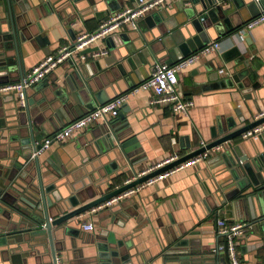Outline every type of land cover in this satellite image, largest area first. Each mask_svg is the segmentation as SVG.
I'll list each match as a JSON object with an SVG mask.
<instances>
[{
	"label": "crops",
	"instance_id": "1",
	"mask_svg": "<svg viewBox=\"0 0 264 264\" xmlns=\"http://www.w3.org/2000/svg\"><path fill=\"white\" fill-rule=\"evenodd\" d=\"M241 1L245 4L255 2L259 8L264 6V0H259L258 3L255 0H216V5L221 8L218 13L220 18L231 17ZM134 3L135 0H125L123 7L132 6ZM184 3L193 5L192 0H184ZM66 5L69 3L63 0H47L44 6L36 4L34 12L26 11L25 22L33 35L39 37L40 42H27L23 47L25 71L59 46L71 43L73 39L69 29L76 37L81 32L93 31L101 20L107 17L97 16L102 10H106V6L96 0H80L77 3L78 8L71 7V10L66 9ZM196 6L201 7L200 4ZM241 13L243 18L250 19L247 10L242 9ZM142 20L138 30L125 27L117 34L125 33L128 41H135L137 45L142 41L149 43L160 51L158 55L161 60H165V63L171 61L163 50L162 43L165 42L162 38L169 42L168 45H174L171 35L177 37L176 32L187 21L178 0H167L163 7L148 11ZM238 20L234 19V22ZM243 24L222 37L212 33L211 41L220 42L219 51L204 56L178 73V91L193 101L187 115L173 112L164 104H151L152 94L139 91L130 95L123 104V119L118 118V115L108 117L109 121H113L115 128L127 127L121 142L132 137L137 140L139 147L130 152V162L136 161L132 170L122 177L113 178L110 187L102 183L115 173L109 172L107 168L105 170L113 160L106 155L109 152L106 150L108 141L101 140V129L105 126L102 119L62 143L52 144L39 154L38 160L46 175L45 183L55 182L60 189L66 190V194L69 190H79L82 198L96 194L99 188L101 194H104L119 186L124 178L134 171L142 170L171 153H177L179 157L184 156L199 148L202 142H210L213 140L211 131L216 132L218 125H224L229 117H233L236 122V126L231 130L252 122L256 114L264 110V22L254 26L241 37L238 29ZM113 35L115 34L107 36L102 42L99 41L100 47L106 48V54L86 55L83 60L75 56V67L70 68L67 62H63L44 77L47 80L43 83L47 81L48 85L55 86L61 83L66 74L74 69L78 70L81 66L82 69L79 70L83 78L99 79L102 82L93 88L94 94L103 89L102 95L109 96L110 100L130 89V81L127 82L121 72L124 67L128 69L125 61L128 56L126 45L121 40L110 39L107 40V46L105 39ZM242 39L251 43L248 46L251 51L249 58L261 81L255 96L243 94L236 85L216 83L229 75L228 69L233 66V60L228 61L223 54L236 43H241L239 41ZM151 72L148 68L142 69L143 80L149 77ZM1 78L3 77H0V80H3ZM10 78L11 81L17 80L18 71H11ZM27 94L31 100L34 96L33 88L28 89ZM37 98L39 96L35 99ZM76 105L81 115L88 111V105ZM46 111L49 112L47 115L54 114L49 108ZM37 112L36 107L31 108L33 116H36ZM68 114V118H57L58 125L55 129L50 127L44 134L49 136L70 120L81 116L74 109ZM240 118L244 121L240 122ZM25 119V111L20 108L14 93L0 95V179L9 172L4 186L0 187V238H6L5 243L0 239V264H53L49 253L46 252L43 236L31 234V225L24 216V213L30 211L26 199H31L30 192L23 187L24 182L29 179L21 176L27 164L20 170L13 168L17 164L16 160L20 158L15 156L14 151L15 147H19V143L16 139L10 141L9 137L17 133ZM181 136H188L191 143L192 140H200V143L192 144L187 149L181 148ZM241 140L239 135L234 142ZM246 141L250 149L253 145L262 150L264 133ZM216 152L217 150L210 152L206 160L177 170L166 178L145 185L138 192L120 199L113 204L114 211H98L90 216L85 213L83 223L92 221L93 230L85 231L82 226L76 225L66 235L65 246L56 243V259L61 264H91L87 259V251L91 242L93 243L101 233L103 225L110 221L107 230L114 233L116 240L124 243L121 247L125 252L124 264H179L177 254L167 253L179 247L188 250L186 255L189 256L191 264H225L226 253L214 250L218 243L224 241L217 233L215 216L225 217L227 223L241 221H238L231 211L225 212L226 203L233 197L228 192L230 180L227 179V173H220L222 161H210V157ZM8 177L11 180H8ZM217 204L219 206H216ZM124 212L134 216L126 219ZM122 219L125 220L123 227L116 223H121ZM250 231L251 228L247 227L246 233L237 240L238 255L248 264L264 263V257L257 255L256 245L259 239L250 235ZM178 240L183 242L182 246H176Z\"/></svg>",
	"mask_w": 264,
	"mask_h": 264
},
{
	"label": "water",
	"instance_id": "2",
	"mask_svg": "<svg viewBox=\"0 0 264 264\" xmlns=\"http://www.w3.org/2000/svg\"><path fill=\"white\" fill-rule=\"evenodd\" d=\"M62 1V0H57ZM66 5V9L71 7L78 8L77 3L80 0H63ZM125 0H96L97 3H104L106 10H102L98 17H106L111 13L121 9L124 6ZM38 5H46L47 0H0V80L1 83L10 82V72L18 71V79L22 77L24 70V57L25 53L23 47L27 42L33 41L40 42L39 37L33 35L31 28L28 26L26 20V11H35ZM179 7L184 12L187 21L182 24V28L176 32L177 37L171 35L174 45H168L169 43L165 38H162L163 50L168 55L171 61L166 64H173L179 59L195 52L197 49L202 48L208 44L212 39V33H215L217 37H222L232 33L236 28L242 25L248 18H243L241 13L242 9L249 12L250 18L259 14V7L255 2L245 4L241 1L238 4L233 14L220 18L219 12L221 8L216 5V0H192V4H185L184 0H178ZM200 4L201 7L196 6ZM242 6V7H241ZM264 9V6L261 5ZM204 13V14H202ZM71 12L69 11V15ZM234 19H239L238 22H234ZM142 19L138 22V28L141 27ZM69 25L71 22H68ZM38 25V24H37ZM138 28L136 30H138ZM69 34L72 33V39H75L73 31L68 30ZM74 36V37H73ZM121 40L126 45L128 56L125 61L128 65V69L124 67L122 75L129 83V87L134 86L139 81L143 80L142 69L148 68L153 70V66L157 62L165 63V60H161L158 55L159 50L155 49L149 43L142 41L140 44H136L135 41L129 42L125 33L115 34L106 40ZM166 40V41H165ZM213 40V39H212ZM236 43L230 50L223 54L227 60H233V66L228 69V74L223 80L217 81L227 86L236 85L237 89L243 94L256 95L261 85V81L258 78L257 70L254 69L250 55V42L247 39H242ZM112 44V43H110ZM98 46L91 48H85L79 54H86L91 51H97ZM78 57V56H77ZM74 57L65 61L69 64V67H75ZM64 62V63H65ZM63 64V63H62ZM79 68L82 69L81 66ZM74 69L65 78L61 80V83L57 85H48L46 78L41 79L37 83L28 87L25 90V105L20 106L25 111V121L21 123L17 129V133L14 136H10L9 140H18L19 147L14 148L16 157H20L16 160L17 164L13 168L15 170L22 169L25 164V169L22 170L21 176L28 177L29 180L24 182L23 187L26 188L30 194L31 199H26L30 206V211L24 213L27 223H30V232L32 235L41 234L45 240L46 252L49 253L52 263H56V243L65 246V237L72 231L76 225H80L85 220V213L94 207L95 205L103 202L104 200L138 184L149 177H152L166 169H169L180 162L189 159L205 150H211L213 147L220 145L221 147L215 154L210 157V161H222L223 167L220 173H227L229 182V190L231 193V200L226 203L227 208L225 212H232V215L237 217L238 221L246 223V226L251 228L250 235L259 239L256 247H258L257 255L264 257V146L262 150L255 148L253 145L250 149L246 140L234 142L238 139L244 131L260 124L264 121V117L253 120L248 124L238 127L234 130L236 122L233 117L226 119L225 124H219L217 131H211V137L213 140L207 142L204 146L192 150L184 156L179 157L173 162L166 164L144 176H141L132 182L123 184L118 188H115L107 193L101 194L99 188L96 194L82 198L80 191H71L66 194V190L60 189L55 182L45 183L44 171L41 168L38 160V153L32 156L35 150L40 147L39 142L47 137L44 131H47L52 127L58 125V119L62 117L68 118L69 112L74 109L77 114L80 111L77 107V103L83 105H90L88 111L92 110L99 104H103L109 100V96H103L101 91L93 93V88L99 86L102 82L97 79L86 80L81 76L80 70ZM222 85V86H224ZM33 88L34 96L31 100L28 99L27 91ZM254 92V93H253ZM35 99L36 97H38ZM87 106V107H88ZM36 107L38 114L32 115L31 108ZM49 108L54 114H49L46 109ZM87 111V112H88ZM125 110L123 105L118 113V118L123 119ZM240 122L244 119L240 118ZM72 121V120H70ZM69 121V122H70ZM105 126L101 129V140H107V148L109 150L106 155L111 159V163L105 167V170L109 172H115L113 176L108 177L102 183H106L107 186H111V180L116 177H122L132 167L136 161L130 162V152L136 151L139 147L135 137L129 138L121 142L124 134V130L127 128L122 127L117 129L113 126V121L108 119L104 121ZM5 138L8 139L7 136ZM181 148H190L191 145H199L200 140H189L188 136H181L179 138ZM234 142V143H233ZM110 144V145H109ZM114 164V165H113ZM9 172L0 179V187L4 186V180L7 178ZM8 180H11L8 177ZM96 186V185H95ZM95 195L97 197L93 198ZM89 198L91 200L86 201ZM85 201V202H84ZM225 203V201H222ZM113 204L100 211L109 210L114 211ZM216 206H219L218 204ZM215 206V207H216ZM125 218L128 219L130 215L126 212ZM124 218V219H125ZM121 223L116 222L119 226L123 227L125 220ZM219 219L225 220V217L215 216V224ZM240 219V220H239ZM110 222V221H109ZM106 225H103L101 233L95 238L91 247L87 252L88 262L91 264H124L125 256L121 249L122 241L116 240L114 233L107 230ZM3 237V236H2ZM245 237V236H244ZM247 237V236H246ZM245 237V238H246ZM4 243L6 238H0ZM174 240V238H173ZM183 242L176 241V246H182ZM127 246V245H126ZM188 250L185 248L173 249L170 254L179 256V264H191L189 256L186 255ZM226 253V252H225ZM227 255V254H226ZM186 260H188L186 262ZM227 262V256H226Z\"/></svg>",
	"mask_w": 264,
	"mask_h": 264
},
{
	"label": "built area",
	"instance_id": "3",
	"mask_svg": "<svg viewBox=\"0 0 264 264\" xmlns=\"http://www.w3.org/2000/svg\"><path fill=\"white\" fill-rule=\"evenodd\" d=\"M257 3L259 0H255ZM167 2V0H135L134 5L123 7L109 16L101 20L99 25L93 31H85L79 33L71 43L63 44L59 46L54 52L48 53L44 56L36 65L29 70L25 71L21 78L0 84V95L7 93H14L20 106L25 105V90L37 83L51 71H53L58 65L71 59L72 57L78 56L79 59H85L86 55L97 56L99 54H106V48L100 47V42L103 41L109 35L117 34L119 30L123 28H130L136 30L138 28V22L144 15L155 8H161ZM264 22V9H259V14L250 18L238 29V34L244 37V34L248 32L254 26ZM98 46L97 51H91L86 54H79L85 48H91ZM220 42L211 41L204 45L202 48L197 49L195 52L179 59L173 64H166L157 62L153 66V70L149 77L142 80L135 86L131 87L127 91L120 93L103 104L97 105L92 110L86 112L80 117L68 122L66 125L61 127L53 134L43 138L39 144L38 150L32 153V156L37 155L47 150L54 143H62L67 138L74 134H77L85 130L90 125L97 123L99 120L106 121L108 117H115L118 115L121 106L127 101L130 95L135 94L139 91H147L152 94L150 103L154 105H167L171 111L180 112L184 115L188 114V110L193 106L192 99L185 97L180 94L177 89L178 84V73L184 68L192 65L197 60L203 58L212 52L219 51ZM222 73L223 70H220ZM264 117V110L260 111L254 117V120ZM264 133V121L254 127L244 131L241 134V139L257 138ZM206 143L202 142L201 146ZM221 146H215L211 150H205L177 165L166 169L152 177H149L145 181L138 183L106 200L95 205L89 209L86 213L90 215L96 214L98 211L111 206L120 199L130 196L138 192L145 185L153 184L160 181L167 176L171 175L177 170L192 166L193 164L206 160L210 156V152L218 150ZM177 153H171L162 160L147 166L146 168L134 171L131 175L124 178L122 183L119 185L127 184L133 180L144 176L166 164L173 162L178 159ZM117 186L116 188H118ZM217 233L219 236L224 238L223 243H218L215 247V251H224L227 254V262L225 264H248L240 259L237 250V240L242 237L246 231L247 226L244 222H232L227 223L226 220L219 219L216 223ZM82 228L85 231H91L94 228L92 221H88L82 224ZM61 264L60 261L56 260V263ZM264 264V263H258Z\"/></svg>",
	"mask_w": 264,
	"mask_h": 264
}]
</instances>
